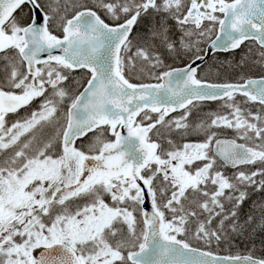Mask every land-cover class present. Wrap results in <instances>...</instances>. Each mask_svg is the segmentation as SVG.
<instances>
[{
	"label": "snow or ice",
	"instance_id": "obj_1",
	"mask_svg": "<svg viewBox=\"0 0 264 264\" xmlns=\"http://www.w3.org/2000/svg\"><path fill=\"white\" fill-rule=\"evenodd\" d=\"M0 264H264V0H0Z\"/></svg>",
	"mask_w": 264,
	"mask_h": 264
},
{
	"label": "trees",
	"instance_id": "obj_2",
	"mask_svg": "<svg viewBox=\"0 0 264 264\" xmlns=\"http://www.w3.org/2000/svg\"><path fill=\"white\" fill-rule=\"evenodd\" d=\"M243 52V51H242ZM217 107L216 104H209L206 105L205 108L206 110H215V108ZM195 139V138H193ZM252 247L250 242L247 241H238L236 243H234L231 247H228L227 245L222 246L220 249H216V251L218 252V254H223V255H236V254H246L248 252V250ZM256 248L259 251L260 249V238L257 237L256 238Z\"/></svg>",
	"mask_w": 264,
	"mask_h": 264
},
{
	"label": "flooded vegetation",
	"instance_id": "obj_3",
	"mask_svg": "<svg viewBox=\"0 0 264 264\" xmlns=\"http://www.w3.org/2000/svg\"><path fill=\"white\" fill-rule=\"evenodd\" d=\"M219 57H220V60H222V61H225L227 59L226 55H219Z\"/></svg>",
	"mask_w": 264,
	"mask_h": 264
},
{
	"label": "rangeland",
	"instance_id": "obj_4",
	"mask_svg": "<svg viewBox=\"0 0 264 264\" xmlns=\"http://www.w3.org/2000/svg\"><path fill=\"white\" fill-rule=\"evenodd\" d=\"M243 55V53L242 54H240V56H242Z\"/></svg>",
	"mask_w": 264,
	"mask_h": 264
}]
</instances>
